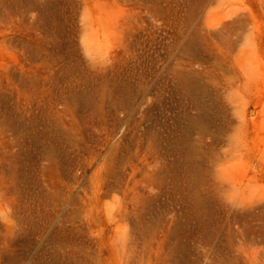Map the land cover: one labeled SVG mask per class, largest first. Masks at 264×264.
I'll use <instances>...</instances> for the list:
<instances>
[{
    "label": "rangeland",
    "instance_id": "1",
    "mask_svg": "<svg viewBox=\"0 0 264 264\" xmlns=\"http://www.w3.org/2000/svg\"><path fill=\"white\" fill-rule=\"evenodd\" d=\"M0 264H264V0H0Z\"/></svg>",
    "mask_w": 264,
    "mask_h": 264
}]
</instances>
